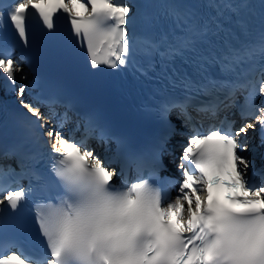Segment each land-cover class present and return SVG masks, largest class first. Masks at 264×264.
I'll use <instances>...</instances> for the list:
<instances>
[{
	"label": "snow or ice",
	"instance_id": "snow-or-ice-1",
	"mask_svg": "<svg viewBox=\"0 0 264 264\" xmlns=\"http://www.w3.org/2000/svg\"><path fill=\"white\" fill-rule=\"evenodd\" d=\"M62 17L89 73L136 88L146 137L35 92L17 48ZM0 80L35 118L0 135V264H264V166L241 154L264 146V0H0Z\"/></svg>",
	"mask_w": 264,
	"mask_h": 264
},
{
	"label": "bare ground",
	"instance_id": "bare-ground-1",
	"mask_svg": "<svg viewBox=\"0 0 264 264\" xmlns=\"http://www.w3.org/2000/svg\"><path fill=\"white\" fill-rule=\"evenodd\" d=\"M18 83H22V81H19V74H18ZM12 95H14V96L16 97L15 93H13ZM16 98H17V97H16ZM17 99H18V98H17ZM24 99H25V100H30V96H25ZM67 130H68V128H67Z\"/></svg>",
	"mask_w": 264,
	"mask_h": 264
}]
</instances>
